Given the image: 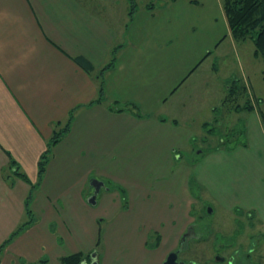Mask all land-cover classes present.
<instances>
[{"label": "crops", "instance_id": "0c3cea01", "mask_svg": "<svg viewBox=\"0 0 264 264\" xmlns=\"http://www.w3.org/2000/svg\"><path fill=\"white\" fill-rule=\"evenodd\" d=\"M127 1L0 0V245L28 219V193L33 220L0 250V264H60L96 247L97 264H138L137 250L116 246H176L200 194L264 224V121L253 105L234 108L248 113L243 143L181 153L195 113L180 122L179 90L233 41L221 0H171L122 18ZM115 46L113 67L100 72ZM114 103H134L141 116ZM70 112L38 181L40 156ZM91 179L104 184L95 204Z\"/></svg>", "mask_w": 264, "mask_h": 264}, {"label": "rangeland", "instance_id": "374dc122", "mask_svg": "<svg viewBox=\"0 0 264 264\" xmlns=\"http://www.w3.org/2000/svg\"><path fill=\"white\" fill-rule=\"evenodd\" d=\"M133 1L136 8L146 7L150 3L158 7L166 2V0ZM131 3L133 2L129 0L126 6L119 7L120 17L127 16ZM254 52L255 45L250 38L224 40L179 90L181 104L184 103V109L187 110V116L179 119L180 122L185 123L189 119L188 116L195 113L193 124L187 126L192 129V140L186 149L178 151L185 159L189 154L214 147L221 137L229 138L232 142L245 139V134L239 132L246 128L244 118L248 113L236 112L234 108L237 106L245 110L248 105H253L264 121V59L256 56ZM210 63L216 64V71L208 68ZM174 100L175 96L169 100L168 106ZM164 116L168 117L165 114ZM24 172L31 178L29 172L26 170ZM105 184L108 186L107 182ZM101 191L104 192L103 189ZM196 200L197 203L192 207L196 229L190 233L193 236L199 234L201 238L189 236L187 229L184 233L187 234L186 242L189 248L180 253V259L185 260L186 264H264V224L258 222L256 217L248 216V213L239 212L237 209L227 210L214 204L213 201L206 199L205 194L198 195ZM153 242L149 241L147 244L149 251L142 254L138 248L129 244L116 248L118 251L121 250L122 254L131 252V248L135 253L137 250L138 264H158L159 260L174 249H178V244L172 247L167 242L156 247ZM99 251L100 247H96L89 253V257L86 253L84 255L90 259L93 253L96 256ZM216 256L224 257V260L218 261L215 259ZM115 262L121 263L116 256Z\"/></svg>", "mask_w": 264, "mask_h": 264}, {"label": "trees", "instance_id": "16d2710c", "mask_svg": "<svg viewBox=\"0 0 264 264\" xmlns=\"http://www.w3.org/2000/svg\"><path fill=\"white\" fill-rule=\"evenodd\" d=\"M166 1L169 2L171 0H166ZM130 2H133V1L130 0ZM130 5L131 6H129L130 9L128 12L129 18L133 14L134 9H136L133 3H131ZM221 6H222L225 19H226L229 33L231 37L233 38V40H245L247 38L248 39L250 38L254 42V45H255L254 54L256 56H261V58L264 59V0H221ZM158 7L155 6L153 3L147 4L146 6V8L148 9H154ZM117 49H118V46H115L114 48L111 49L110 51L111 57L108 63L102 67L100 72H103L104 70L113 67L115 58H116L115 55H116ZM74 61L80 67L85 69L87 72H90L94 68L87 60H85L84 58L80 56L74 57ZM98 92H99L98 93L99 96L97 97V100L100 101L101 100L100 95L102 94L101 84H100ZM126 107L132 108L133 109L132 111L136 115L141 116L140 112L138 111L137 105L134 103H127V106L126 105L123 106L117 103L109 105L110 109H113L116 111H122ZM250 107L251 105H248L246 109H249ZM238 108H241V107L239 106L235 107V109H238ZM72 117H73V114L72 112H70L65 122L61 126L58 125L60 128L54 130L50 140L47 143L46 149L41 154L40 159L37 164L38 181L40 180V178L42 177V174L45 171L51 146L54 143H56L60 138H62L63 135L68 131ZM239 133L245 134L244 129L242 130V132H239ZM243 141L244 139L241 141L232 142L231 140H229V138L221 137L219 142L217 143V146L223 145L226 148H232L237 144L243 143ZM18 175L21 176V173H18ZM116 188L120 191V193H122V195H124V190L121 187L117 186ZM30 198H31V193H28L26 200H25V208H26V213L28 215V219L25 222H23L21 225H19L15 230H13L8 235V237L0 245V250L3 247H5L7 244H9L13 240V238L16 235H18L27 225L33 222L31 218V210L29 208ZM195 238H201V236L198 234L197 237ZM188 248H189V245L187 244L185 249L187 250ZM86 255L88 257L90 256L89 253ZM86 255L82 254L81 252H75V253L63 256L60 258V264H81L82 261L88 259Z\"/></svg>", "mask_w": 264, "mask_h": 264}, {"label": "water", "instance_id": "95a60500", "mask_svg": "<svg viewBox=\"0 0 264 264\" xmlns=\"http://www.w3.org/2000/svg\"><path fill=\"white\" fill-rule=\"evenodd\" d=\"M90 185L93 187V193L90 197H88L87 201L91 204H95L96 202V195L98 194V192L100 191V188L103 187V182L98 180V179H91L90 180ZM210 211V209H209ZM187 234L184 233L182 235V238L181 240H184L185 239V236ZM177 253H178V250L177 251H172L170 252L166 259L164 260L163 264H184V261H177L176 258H177ZM92 261L90 262V264H97L95 260H93V258H95V253H93L92 255ZM216 260L218 261H223L224 260V257H220V256H216L215 257Z\"/></svg>", "mask_w": 264, "mask_h": 264}, {"label": "flooded vegetation", "instance_id": "af4514ba", "mask_svg": "<svg viewBox=\"0 0 264 264\" xmlns=\"http://www.w3.org/2000/svg\"><path fill=\"white\" fill-rule=\"evenodd\" d=\"M195 227H196V226H195V224H194L193 226H191V227L188 229L189 236H192V237H194V238L197 237V236H196V235L193 236V234H191L190 232H191V230H192V232H195V229H196ZM189 238H190V237H189ZM186 240H187L186 237H185L184 240H180V241L178 242V249H174V251H177V250H178L176 260H177V261H184V264H186V261L180 259V253H181L183 250H186V249H185V247L187 246V242H186ZM167 255H168V254H167ZM167 255L164 257V259H163V261H162L161 264H163V262H164V260L166 259ZM230 263H231V260H230ZM81 264H90V262L87 263L86 260H84V261H82Z\"/></svg>", "mask_w": 264, "mask_h": 264}]
</instances>
